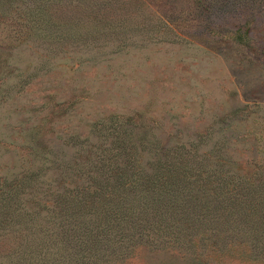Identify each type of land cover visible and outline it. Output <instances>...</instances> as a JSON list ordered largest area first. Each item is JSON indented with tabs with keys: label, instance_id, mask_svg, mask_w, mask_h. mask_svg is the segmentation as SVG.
Returning <instances> with one entry per match:
<instances>
[{
	"label": "rangeland",
	"instance_id": "rangeland-1",
	"mask_svg": "<svg viewBox=\"0 0 264 264\" xmlns=\"http://www.w3.org/2000/svg\"><path fill=\"white\" fill-rule=\"evenodd\" d=\"M127 158L188 181L78 246L63 190ZM4 193L0 264H264V0H0Z\"/></svg>",
	"mask_w": 264,
	"mask_h": 264
},
{
	"label": "trees",
	"instance_id": "trees-1",
	"mask_svg": "<svg viewBox=\"0 0 264 264\" xmlns=\"http://www.w3.org/2000/svg\"><path fill=\"white\" fill-rule=\"evenodd\" d=\"M107 162L102 161L99 166V173L93 176L90 180L93 181L91 187L88 185L80 184L72 189H64L67 193L61 194V204L57 205V213L61 219H71L69 224V229L75 232V237L78 239V246L86 247L87 245L94 244L97 240L96 235L101 232L106 234L110 232V227L108 224L114 219L109 217L113 215L116 216V210H118L117 201L113 198L119 199L120 196L125 193L126 186L133 187L134 185H139L142 188H152L156 186H161L165 184L177 185L188 181L186 177L187 161L184 160H172L159 162V166L154 169L151 173H145L144 179L138 178L139 173L134 168L132 159L127 158L122 165H113L117 170L108 173ZM109 177V178H108ZM162 187V186H161ZM11 193H4L1 196L0 206L9 207V199L12 197ZM162 196L156 201H160ZM4 199V200H2ZM123 206V205H122ZM114 207H116L114 209ZM131 212V210H129ZM129 211H123L121 214L123 220H131L134 218V214ZM84 213L89 214L90 222H84L81 215ZM138 213H136L137 215ZM120 216V215H119ZM144 217V216H143ZM117 222V219H116ZM84 226L85 232H83L82 227ZM115 230H113L114 232ZM59 234L68 240L71 235L69 232ZM74 236V235H73ZM81 237V240L79 239ZM95 253H90L89 255H94Z\"/></svg>",
	"mask_w": 264,
	"mask_h": 264
}]
</instances>
